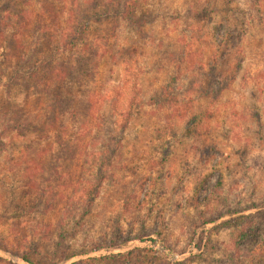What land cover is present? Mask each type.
Listing matches in <instances>:
<instances>
[{
    "label": "rangeland",
    "instance_id": "obj_1",
    "mask_svg": "<svg viewBox=\"0 0 264 264\" xmlns=\"http://www.w3.org/2000/svg\"><path fill=\"white\" fill-rule=\"evenodd\" d=\"M70 1L0 0L25 16L5 19L0 36V264H33L21 253L44 264H264V0H141L137 25L89 20V64L73 82L89 110L58 112L72 141L62 154L59 124L7 127L39 108V92L6 85L1 70L54 50ZM32 10L59 15L34 47Z\"/></svg>",
    "mask_w": 264,
    "mask_h": 264
},
{
    "label": "trees",
    "instance_id": "obj_2",
    "mask_svg": "<svg viewBox=\"0 0 264 264\" xmlns=\"http://www.w3.org/2000/svg\"><path fill=\"white\" fill-rule=\"evenodd\" d=\"M31 1V0H27ZM35 0H32L34 2ZM40 1V0H36ZM141 0H122L120 2L113 3L112 0H71L69 4L66 5V9L64 11V27L60 31V37L58 39V43L55 44L54 50L50 51L44 57H37L32 56V65H24L25 58L20 55L19 56V63H17L16 67L11 70L9 74L8 71H3L4 75L7 77L5 81L6 85L13 84L22 86L24 88H28L32 85V91L37 93L39 92V98L37 100V105L39 108H43L48 114L47 121H44V118L40 117V109H35V112L32 113L25 109L20 108V118L15 121L12 125L13 128H16V131L20 134L24 133H44L50 131L51 127H55L58 125L59 131L53 137L54 142H57V145L60 149L62 154H68L72 151V141H66L64 139V130H62L65 126L64 120L58 115V112H61L62 116L66 113L72 115L71 117H75L79 112H81L82 107L85 109V113L82 115H87L89 110V95H77L73 91V82L77 81L80 78V75L84 74V67H87L89 62L84 60V55L82 56V48L83 44L85 43V36L84 32L88 30V22L91 19H96L101 16H114L117 17L119 20H125L132 24H139L136 20L135 11L139 8ZM3 2H0V36L2 30L5 28V24L10 25L8 22L5 23V19L8 21L14 17L18 16L21 22L24 21L25 16L23 11H11L10 8L6 5L2 6ZM85 7H87L85 11ZM101 8L102 11H97V9ZM81 9V10H80ZM104 10V11H103ZM58 11L51 10L50 12H40L35 14L32 10V30L34 33H38L37 36L40 35V31L48 28L46 20L51 19L53 23H55ZM62 13V12H60ZM74 13V15H73ZM47 18H45L44 17ZM34 17V19H33ZM30 18V17H27ZM143 23L144 19L139 20ZM26 23V22H24ZM19 26V25H18ZM13 27L14 29H18L19 27ZM4 27V28H3ZM68 31L67 33L65 32ZM33 35V34H32ZM45 36L44 39H48ZM13 43H15L16 39L14 38V33L12 35ZM42 40V36L36 38V41L32 44H39ZM44 42V41H42ZM60 42V43H59ZM30 46V44H29ZM69 56L66 58H62V56H56V52H62L67 50ZM32 52H37L33 50ZM96 51L94 52V54ZM2 69V68H1ZM44 75H43V74ZM234 75V74H233ZM2 77L0 76V83ZM4 83V82H3ZM2 83V84H3ZM163 92V90H162ZM44 100L46 103L45 106H42L41 102ZM87 107V108H86ZM51 115V116H50ZM132 116L130 107L125 110L124 115V122L123 126L125 127L127 124V119ZM260 117V116H259ZM11 120L8 123H12ZM261 126V124H259ZM59 156L56 157V159ZM61 158V157H60ZM66 156L62 157L63 160H66ZM43 164V163H42ZM50 168L55 166L54 163L48 164ZM45 166L42 165L40 167L39 178L42 177V183L44 182V187L49 185L50 175L48 173L47 176H43ZM256 206V205H255ZM229 212V211H228ZM246 216H238L232 217L225 221L223 224L231 225L232 223L238 221L240 218H244ZM124 243H113V246H120ZM101 245L95 246L96 248H100ZM0 248L6 249V246L0 243ZM123 253H112L106 256L107 260H116L119 257L123 256ZM21 257L33 264H44L40 259H34V257L30 256L27 253H21ZM67 257L63 258L62 260H66ZM10 264V263H8Z\"/></svg>",
    "mask_w": 264,
    "mask_h": 264
}]
</instances>
